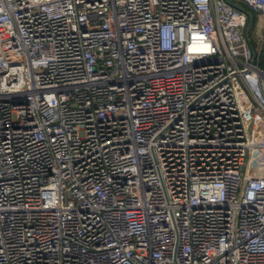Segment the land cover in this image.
<instances>
[{"label": "built area", "instance_id": "2783aa9c", "mask_svg": "<svg viewBox=\"0 0 264 264\" xmlns=\"http://www.w3.org/2000/svg\"><path fill=\"white\" fill-rule=\"evenodd\" d=\"M229 2L264 17L0 0V264H264V38Z\"/></svg>", "mask_w": 264, "mask_h": 264}, {"label": "rangeland", "instance_id": "374dc122", "mask_svg": "<svg viewBox=\"0 0 264 264\" xmlns=\"http://www.w3.org/2000/svg\"><path fill=\"white\" fill-rule=\"evenodd\" d=\"M264 38V17H258V15H255L254 18V26L251 28L250 31V40L252 42V45L255 49H259L261 42ZM264 51V48H263ZM257 123L251 127V135L255 137H259V143L260 145H264V116L261 113H257ZM263 136V137H262ZM252 152L250 156L247 157V163L248 165L253 161ZM256 154L258 155V160L263 161L264 159V150L258 149L256 151Z\"/></svg>", "mask_w": 264, "mask_h": 264}, {"label": "water", "instance_id": "95a60500", "mask_svg": "<svg viewBox=\"0 0 264 264\" xmlns=\"http://www.w3.org/2000/svg\"><path fill=\"white\" fill-rule=\"evenodd\" d=\"M233 7L237 8V9H240L242 11H244L247 15H248V18H249V25H248V33L250 31V29L252 28L253 24H254V13H252L251 11H248L246 10L245 8L241 7V6H238L232 2H229Z\"/></svg>", "mask_w": 264, "mask_h": 264}]
</instances>
